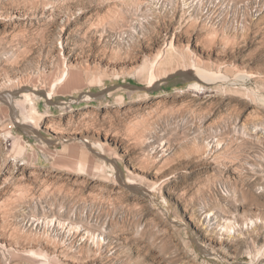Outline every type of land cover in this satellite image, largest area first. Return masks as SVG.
Returning <instances> with one entry per match:
<instances>
[{
    "label": "rangeland",
    "instance_id": "1",
    "mask_svg": "<svg viewBox=\"0 0 264 264\" xmlns=\"http://www.w3.org/2000/svg\"><path fill=\"white\" fill-rule=\"evenodd\" d=\"M14 92L0 264H264V0H0Z\"/></svg>",
    "mask_w": 264,
    "mask_h": 264
},
{
    "label": "water",
    "instance_id": "2",
    "mask_svg": "<svg viewBox=\"0 0 264 264\" xmlns=\"http://www.w3.org/2000/svg\"><path fill=\"white\" fill-rule=\"evenodd\" d=\"M184 77V76H183ZM170 80H168L166 83H164L163 85H165V84H168V82H169ZM132 88L133 89H139V90H141V91H148V92H151V93H153V92H155V91H157V90H160L161 88H162V85L161 84H157V85H155L154 87H152V88H150V89H148V88H145V87H133L132 86ZM10 95V94H9ZM14 96H16V95H14ZM0 100L1 101H4L5 103H7V101H6V99L4 98V96H0Z\"/></svg>",
    "mask_w": 264,
    "mask_h": 264
},
{
    "label": "bare ground",
    "instance_id": "3",
    "mask_svg": "<svg viewBox=\"0 0 264 264\" xmlns=\"http://www.w3.org/2000/svg\"><path fill=\"white\" fill-rule=\"evenodd\" d=\"M138 91L139 89H133L132 91ZM10 94V95H9ZM16 94H18V93H6V94H3V95H1V96H4V98L6 99V101H7V104L8 105H10V107L13 109V106H12V101L16 98V96H14V95H16ZM104 95H102V97H103ZM26 129V128H25ZM26 131H27V133L28 134H30V133H32V130H29V129H26Z\"/></svg>",
    "mask_w": 264,
    "mask_h": 264
}]
</instances>
